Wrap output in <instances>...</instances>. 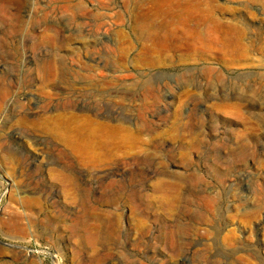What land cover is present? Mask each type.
I'll return each mask as SVG.
<instances>
[{
    "label": "rangeland",
    "instance_id": "374dc122",
    "mask_svg": "<svg viewBox=\"0 0 264 264\" xmlns=\"http://www.w3.org/2000/svg\"><path fill=\"white\" fill-rule=\"evenodd\" d=\"M111 1L0 0V264H264V0H201L239 52L163 58ZM71 113L135 144L88 167L34 124Z\"/></svg>",
    "mask_w": 264,
    "mask_h": 264
},
{
    "label": "bare ground",
    "instance_id": "6f19581e",
    "mask_svg": "<svg viewBox=\"0 0 264 264\" xmlns=\"http://www.w3.org/2000/svg\"><path fill=\"white\" fill-rule=\"evenodd\" d=\"M111 2L107 0L108 4ZM122 2L126 7L129 3L136 4L134 18L137 26L133 30H135L140 45L153 53L161 52L162 58L173 50H185L188 53V48L191 50L210 49L216 45L217 49L220 46L219 48L224 51L228 49L231 52H237L242 45L241 32L236 23L224 24L220 18H217V15L215 17L211 13L210 7L208 9L201 5V0H150L149 4L139 0H123ZM114 3H117L116 0ZM160 60L157 59V62ZM149 61L154 63L155 60ZM185 78V82H188V75ZM52 120L58 126H63L75 134L77 140L74 148L79 153V157L83 159L84 165L91 168L108 165L117 159L118 153L124 149L126 143L135 144V138L125 135L121 126L113 125L108 120L99 121L89 115L74 113L67 116L58 115L56 118L49 117L39 124L36 122L34 124L46 127ZM54 176L61 179L57 174ZM72 189V187L65 186L63 191L70 192ZM10 211V216L7 217V223H11L8 225L10 226L9 231L13 228V230L24 233L27 225L23 223L29 222L26 210L14 208Z\"/></svg>",
    "mask_w": 264,
    "mask_h": 264
}]
</instances>
